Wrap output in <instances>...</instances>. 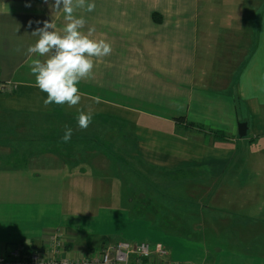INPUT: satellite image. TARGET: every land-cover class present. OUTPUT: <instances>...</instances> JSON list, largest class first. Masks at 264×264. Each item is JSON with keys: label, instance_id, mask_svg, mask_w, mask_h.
Returning <instances> with one entry per match:
<instances>
[{"label": "crops", "instance_id": "1", "mask_svg": "<svg viewBox=\"0 0 264 264\" xmlns=\"http://www.w3.org/2000/svg\"><path fill=\"white\" fill-rule=\"evenodd\" d=\"M53 2L0 0V258L45 253L58 233L61 258L148 242L168 264H207L181 232L223 228L220 264H264V188L248 187L264 182V0L76 8L112 51L74 106L45 105L31 72L47 58L27 52L32 32L66 23Z\"/></svg>", "mask_w": 264, "mask_h": 264}, {"label": "clouds", "instance_id": "2", "mask_svg": "<svg viewBox=\"0 0 264 264\" xmlns=\"http://www.w3.org/2000/svg\"><path fill=\"white\" fill-rule=\"evenodd\" d=\"M95 9V0H54L51 7L55 12L62 11L64 24L57 31L52 20L44 21L42 27L36 28L31 35L37 37L34 44L27 48L29 54H38L41 60L31 61V72L35 76V84L47 93L44 104L77 105L81 100L79 83L82 79L91 77L95 67L94 57L110 55L111 43L105 39L92 37L94 28H89L87 34L82 31L86 20L83 16L74 15L76 8ZM92 114L81 111L78 115V126L87 128L92 122ZM72 137V129H67L62 141L67 143Z\"/></svg>", "mask_w": 264, "mask_h": 264}, {"label": "built area", "instance_id": "3", "mask_svg": "<svg viewBox=\"0 0 264 264\" xmlns=\"http://www.w3.org/2000/svg\"><path fill=\"white\" fill-rule=\"evenodd\" d=\"M64 246L61 235L55 233L49 239L47 252L28 254L27 246L19 244L7 258H0V264H133L132 257L136 258L135 264H168L161 259L167 252L160 245L154 248L147 242H120L77 259L61 258Z\"/></svg>", "mask_w": 264, "mask_h": 264}, {"label": "rangeland", "instance_id": "4", "mask_svg": "<svg viewBox=\"0 0 264 264\" xmlns=\"http://www.w3.org/2000/svg\"><path fill=\"white\" fill-rule=\"evenodd\" d=\"M250 186L264 188V182L260 181L259 183L249 184L248 187ZM262 190L264 192V189ZM219 214L222 213L220 212ZM187 217L192 218V216L189 214L187 216L182 215L181 219L185 221V218ZM233 234L234 232L223 230V228L216 229L215 231H207V232H205L202 228H200L197 232L191 229H189L188 231L181 232L183 242L189 243L190 245L189 249L193 250L195 253L200 252L203 254L205 253L208 254L209 260L207 264H220V260L222 259L221 256L222 255L224 256L225 255L224 252L228 250V248L224 247L226 244V239L232 238ZM202 242H205V244H203ZM218 258L219 261L217 262Z\"/></svg>", "mask_w": 264, "mask_h": 264}, {"label": "water", "instance_id": "5", "mask_svg": "<svg viewBox=\"0 0 264 264\" xmlns=\"http://www.w3.org/2000/svg\"><path fill=\"white\" fill-rule=\"evenodd\" d=\"M239 136L241 138L246 137L247 135V125L246 124H239Z\"/></svg>", "mask_w": 264, "mask_h": 264}, {"label": "trees", "instance_id": "6", "mask_svg": "<svg viewBox=\"0 0 264 264\" xmlns=\"http://www.w3.org/2000/svg\"><path fill=\"white\" fill-rule=\"evenodd\" d=\"M26 248H27V252L26 253L30 254L31 253L30 249L28 247H26ZM24 255H26V254L24 253Z\"/></svg>", "mask_w": 264, "mask_h": 264}]
</instances>
